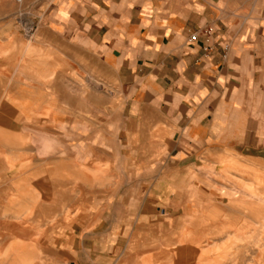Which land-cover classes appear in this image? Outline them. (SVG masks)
I'll use <instances>...</instances> for the list:
<instances>
[{"label":"crops","instance_id":"crops-1","mask_svg":"<svg viewBox=\"0 0 264 264\" xmlns=\"http://www.w3.org/2000/svg\"><path fill=\"white\" fill-rule=\"evenodd\" d=\"M58 83L79 102L59 108ZM0 124L26 155L17 193L49 210L58 188L81 196L82 232L40 242L168 259V237L217 207L204 164L264 152V0H0ZM198 241L176 238L171 258H198Z\"/></svg>","mask_w":264,"mask_h":264},{"label":"rangeland","instance_id":"rangeland-1","mask_svg":"<svg viewBox=\"0 0 264 264\" xmlns=\"http://www.w3.org/2000/svg\"><path fill=\"white\" fill-rule=\"evenodd\" d=\"M27 37L32 38L33 35L28 34ZM223 55L226 57V52ZM79 100L70 97L64 83L57 84L59 108L64 110L67 105L78 103ZM20 140L16 134L11 140L8 132L3 130L0 124V264H77L79 260L85 264H100L97 253H100L104 245L102 243L39 241L48 235H55L59 240H67L75 230L77 234L82 232L81 227L72 226L78 219L77 201L81 196L57 194L56 208L49 210L48 200L43 196L17 193L22 190L20 187L24 180L21 176L26 155L19 152V146L8 145L10 141ZM187 152L186 157H190L192 150ZM212 158L217 159V162L211 165L205 163L203 167L205 170L210 169L212 176L213 172L216 173L213 177L217 183L208 178L202 179V182L206 183V189L209 185L215 186L216 200L211 202L217 207L206 211L207 205L205 210L202 209V212L207 213V220L204 222L206 225L194 228L190 225L192 223L190 219H187L186 226L178 231L176 237L182 236L189 241L193 238L199 239L197 243L199 257L172 259V251L178 245L175 242L176 238L169 236L164 245L168 246L170 258H155L152 264H264V152L259 151L258 154L245 156L232 151L227 156L217 155ZM166 162L163 160L162 164L165 165ZM60 167L58 166V171ZM106 182L111 183L112 180ZM63 189L58 188V193ZM203 198L206 199L205 202H210L208 194L202 195L201 202ZM34 204L37 209L33 210ZM92 212H96V209L89 213ZM92 219H95V214H91L85 222ZM215 223L217 226H212ZM102 230L103 228H97V231ZM192 230L200 231V234L193 233ZM23 239L26 241H22ZM151 245L155 248L160 244L154 242ZM50 246L56 250L52 251ZM129 255L126 253L124 264L129 263L127 258ZM133 261L136 262L135 259ZM138 261L143 264L145 262Z\"/></svg>","mask_w":264,"mask_h":264},{"label":"bare ground","instance_id":"bare-ground-1","mask_svg":"<svg viewBox=\"0 0 264 264\" xmlns=\"http://www.w3.org/2000/svg\"><path fill=\"white\" fill-rule=\"evenodd\" d=\"M48 82H49V81H48ZM49 100H50V99H49ZM63 142H64V141H63ZM62 144H64V143H62ZM60 146H61V145H60ZM56 148H57V147H56ZM65 151H66V150H65ZM45 156H46V155H45ZM42 157H43V156H42ZM49 158H50V157H49ZM53 158H54V157H53ZM51 159H52V158H51ZM47 160H49V159H47ZM56 161H57V160H56ZM56 161H55V162H56ZM59 162H60V161H59ZM64 162H65V161H64ZM57 163H58V162H57ZM55 164H56V163H55ZM59 164H60V163H59ZM57 165H58V164H57ZM60 166H61V165H60ZM74 166H76V165H74ZM74 166H73V167H74ZM56 167H57V166H56ZM56 167H55V168H56ZM77 167H78V166H77ZM62 168H63V166H62ZM64 168H65V167H64ZM74 168H76V167H74ZM74 168H73V169H74ZM70 169H72V168H70ZM81 169H82V168H81ZM65 170H66V169H65ZM74 170H75V169H74ZM78 170H79V169H78ZM55 171H56V170H55ZM57 172H59V171L57 170ZM66 173H67V172H66ZM66 173H65V174H66ZM58 174H59V173H58ZM80 174H81L82 176L84 175V173L82 174L81 172H80ZM78 175H79V174H78ZM59 177H60V176H59ZM56 178H57V177H56ZM59 179H61V177H60ZM84 180H85V179H84ZM78 182H79V181H78ZM78 182H77V183H78ZM77 183H76V184H77ZM85 183H86V181H85ZM79 184H80V182H79ZM83 188H84V187H83ZM83 188H82V189H83ZM74 189H75V188H74ZM80 189H81V188H80ZM76 192H77V190H76ZM80 192H81V191H80ZM64 193H65V191H64ZM58 194H61V193H58ZM80 195H81V194H80ZM84 196H85V195H84ZM78 197H79V195H78ZM67 199H68V198H67ZM76 199H77V198H76ZM81 199H82V198H81ZM64 200H65V199H64ZM67 201H68V200H67ZM73 201H74V200H73ZM61 202H62V201H61ZM74 202H75V201H74ZM73 204H74V203H73ZM74 207H75V206H74ZM78 207H79V206H78ZM63 208H64V207H63ZM75 210H76V209H75ZM78 210H79V209H78ZM79 212H80V211H79ZM71 217H72V216H71ZM73 217H75V216H73ZM263 222H264V221H263ZM258 223H259V222H258ZM261 226H262V225H261ZM142 231H143V230H142ZM162 231H164V230H162ZM262 239H263V238H262ZM262 239H260V240H262ZM260 240H259V241H260ZM260 242H263V241H260ZM261 246H262V245H261ZM261 246H260V247H261ZM261 251H262V247H261ZM1 262H3V260H2Z\"/></svg>","mask_w":264,"mask_h":264},{"label":"built area","instance_id":"built-area-1","mask_svg":"<svg viewBox=\"0 0 264 264\" xmlns=\"http://www.w3.org/2000/svg\"><path fill=\"white\" fill-rule=\"evenodd\" d=\"M203 34L204 35H209L211 34V29H206L203 31ZM202 33H199V32H196L194 33L191 38H190V41H196L197 39H199V37H201Z\"/></svg>","mask_w":264,"mask_h":264}]
</instances>
